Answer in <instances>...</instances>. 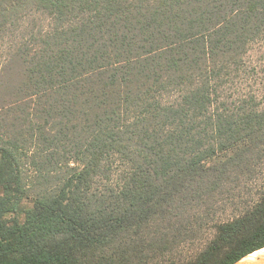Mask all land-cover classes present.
<instances>
[{"label":"trees","instance_id":"trees-1","mask_svg":"<svg viewBox=\"0 0 264 264\" xmlns=\"http://www.w3.org/2000/svg\"><path fill=\"white\" fill-rule=\"evenodd\" d=\"M29 9L54 28L0 63V264H162L171 219L264 157V109L230 91L264 0H0V38ZM261 249L264 184L188 264Z\"/></svg>","mask_w":264,"mask_h":264},{"label":"rangeland","instance_id":"rangeland-1","mask_svg":"<svg viewBox=\"0 0 264 264\" xmlns=\"http://www.w3.org/2000/svg\"><path fill=\"white\" fill-rule=\"evenodd\" d=\"M6 28L1 32L0 63L10 49L29 37L54 28L53 20L43 12L26 10L11 16ZM30 42V41H29ZM236 78L231 84L234 96H255L261 109H264V36L254 41L247 50ZM249 170L236 172L237 178L227 182L222 192L213 194L208 205H202L189 215L171 219L183 237L172 248L162 264H188L197 257L212 241L216 225L230 222L242 216L258 199L264 184V157H254ZM27 169V168H26ZM24 182L29 184L31 173L25 171ZM234 175V174H233ZM32 188L25 187L27 198L20 203V209L32 207ZM1 193V189H0ZM178 222H181V224ZM260 255V254H259Z\"/></svg>","mask_w":264,"mask_h":264},{"label":"bare ground","instance_id":"bare-ground-1","mask_svg":"<svg viewBox=\"0 0 264 264\" xmlns=\"http://www.w3.org/2000/svg\"><path fill=\"white\" fill-rule=\"evenodd\" d=\"M260 254V255H259ZM259 260H264V249H261L259 251H256L244 258H242V263H247V264H251V263H255Z\"/></svg>","mask_w":264,"mask_h":264},{"label":"water","instance_id":"water-1","mask_svg":"<svg viewBox=\"0 0 264 264\" xmlns=\"http://www.w3.org/2000/svg\"><path fill=\"white\" fill-rule=\"evenodd\" d=\"M241 261H242V259L239 260L238 262L234 263V264H247V263H242ZM251 264H264V260H259L255 263H251Z\"/></svg>","mask_w":264,"mask_h":264}]
</instances>
